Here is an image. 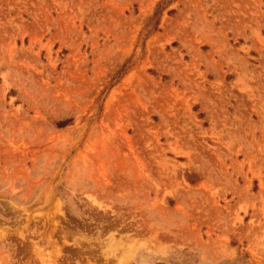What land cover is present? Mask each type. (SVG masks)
<instances>
[{
    "label": "rangeland",
    "instance_id": "obj_1",
    "mask_svg": "<svg viewBox=\"0 0 264 264\" xmlns=\"http://www.w3.org/2000/svg\"><path fill=\"white\" fill-rule=\"evenodd\" d=\"M0 264H264V0H0Z\"/></svg>",
    "mask_w": 264,
    "mask_h": 264
},
{
    "label": "bare ground",
    "instance_id": "obj_2",
    "mask_svg": "<svg viewBox=\"0 0 264 264\" xmlns=\"http://www.w3.org/2000/svg\"><path fill=\"white\" fill-rule=\"evenodd\" d=\"M148 229V228H147ZM153 229V228H152ZM143 230V229H142ZM142 230L140 231V232H142ZM116 231H118V230H116ZM74 232H76V231H74ZM153 234V233H152ZM75 235V234H74ZM114 235H115V233H114ZM137 242V241H136ZM132 247H134V246H132ZM117 248V247H116ZM133 249V248H132ZM130 252V254H131V252H133V251H129ZM123 259V258H122Z\"/></svg>",
    "mask_w": 264,
    "mask_h": 264
}]
</instances>
